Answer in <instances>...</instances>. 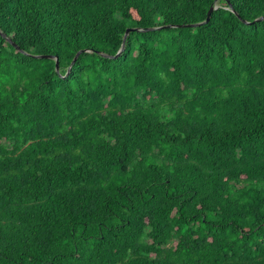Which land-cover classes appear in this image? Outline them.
I'll return each instance as SVG.
<instances>
[{"label": "trees", "instance_id": "1", "mask_svg": "<svg viewBox=\"0 0 264 264\" xmlns=\"http://www.w3.org/2000/svg\"><path fill=\"white\" fill-rule=\"evenodd\" d=\"M260 16L0 0V264H264Z\"/></svg>", "mask_w": 264, "mask_h": 264}, {"label": "water", "instance_id": "2", "mask_svg": "<svg viewBox=\"0 0 264 264\" xmlns=\"http://www.w3.org/2000/svg\"><path fill=\"white\" fill-rule=\"evenodd\" d=\"M217 7H218V5L216 4V5H214V6H212V7L210 8V10H209V12H208L207 19H206L205 21H203V22H206V21H208V20L210 19L211 12H212L215 8H217ZM263 18H264V16H260V17L256 18L255 20L263 19ZM203 22L191 23V24H187V25H189V26H196V25H199V24H201V23H203ZM246 22H249V21L246 20ZM132 29H134V28H128V29H127L126 34H125V38H126L127 34H128ZM123 48H124V43H123V46H122L121 50H123ZM121 50H120V51H121ZM120 51H119V53H120ZM80 52H81V51H79V52L76 54L75 58H74L73 61H72V64L75 63V61H76L78 55L80 54ZM46 56H47V55H46ZM48 56H50V55H48ZM55 58H56V69L59 70V61H58V57H55Z\"/></svg>", "mask_w": 264, "mask_h": 264}]
</instances>
